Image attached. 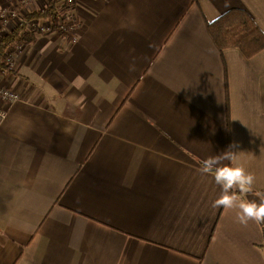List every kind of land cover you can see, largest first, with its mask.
<instances>
[{
    "label": "crops",
    "instance_id": "0c3cea01",
    "mask_svg": "<svg viewBox=\"0 0 264 264\" xmlns=\"http://www.w3.org/2000/svg\"><path fill=\"white\" fill-rule=\"evenodd\" d=\"M49 2L0 11L24 24ZM234 9L264 34V0H77L75 37L35 33L15 54L0 264H264V223L214 208L201 172L231 152L256 177L243 198L264 194V50H220L208 27Z\"/></svg>",
    "mask_w": 264,
    "mask_h": 264
},
{
    "label": "trees",
    "instance_id": "16d2710c",
    "mask_svg": "<svg viewBox=\"0 0 264 264\" xmlns=\"http://www.w3.org/2000/svg\"><path fill=\"white\" fill-rule=\"evenodd\" d=\"M61 0H51L43 10L35 11L27 22L19 25L0 39V71L8 68L7 58L14 53L16 44L29 45L34 41L36 30L29 28L31 21H52L55 25L65 19L61 11ZM210 33L220 50L237 48L246 58H251L264 50V34L255 24L252 16L241 9H234L223 14L208 25ZM61 34L69 36V32Z\"/></svg>",
    "mask_w": 264,
    "mask_h": 264
},
{
    "label": "clouds",
    "instance_id": "9594fccd",
    "mask_svg": "<svg viewBox=\"0 0 264 264\" xmlns=\"http://www.w3.org/2000/svg\"><path fill=\"white\" fill-rule=\"evenodd\" d=\"M231 159L232 153L225 151L222 156H212L202 161L201 172L213 175L215 183L221 188L219 197L213 201V207L238 209L237 221L245 226L249 221L264 223V194H258V201L243 198V194L252 191L255 175L243 167L222 163L223 160Z\"/></svg>",
    "mask_w": 264,
    "mask_h": 264
},
{
    "label": "built area",
    "instance_id": "2783aa9c",
    "mask_svg": "<svg viewBox=\"0 0 264 264\" xmlns=\"http://www.w3.org/2000/svg\"><path fill=\"white\" fill-rule=\"evenodd\" d=\"M21 6H26L31 3H35L37 0H19ZM51 1V0H48ZM14 6V8H7L5 10L0 11V24L2 28V32L0 36L14 30L20 24L24 22L26 17V13L23 10H20ZM61 11L64 14L65 19L58 24H54L52 21H40L34 22L30 24V27L33 30H36L41 34H52V33H62L69 32L73 37L76 36V33L79 30L80 23L77 20L76 10H77V2L76 0H61ZM25 46L18 45L15 48V52L10 54L6 60L7 66L9 68H13L15 66L14 58L15 54H20ZM0 98L2 100H6L9 102H16L20 100V96L7 88L0 87ZM4 117V112L0 111V120Z\"/></svg>",
    "mask_w": 264,
    "mask_h": 264
},
{
    "label": "bare ground",
    "instance_id": "6f19581e",
    "mask_svg": "<svg viewBox=\"0 0 264 264\" xmlns=\"http://www.w3.org/2000/svg\"><path fill=\"white\" fill-rule=\"evenodd\" d=\"M76 2H77V0H76ZM16 28H18V27H16ZM16 28H15L14 30H16ZM18 45H23V46H25L24 44H16L15 47H14V52H15V48H16Z\"/></svg>",
    "mask_w": 264,
    "mask_h": 264
}]
</instances>
